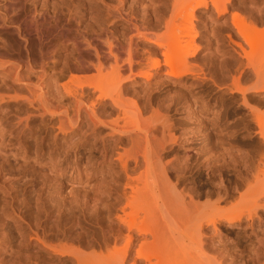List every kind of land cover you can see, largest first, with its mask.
Listing matches in <instances>:
<instances>
[{
  "label": "bare ground",
  "instance_id": "obj_1",
  "mask_svg": "<svg viewBox=\"0 0 264 264\" xmlns=\"http://www.w3.org/2000/svg\"><path fill=\"white\" fill-rule=\"evenodd\" d=\"M107 1L113 3L93 0L94 4L85 5L87 10L78 14L69 9L62 24L58 10L49 12L45 6L27 12L11 0L0 11V114L6 110L23 114L25 127L35 118L56 120L54 136L63 141L82 134L85 142L80 150L98 149L102 163L120 183L114 188L113 205L108 207L115 213L108 227L111 237L100 251L99 246L95 250L91 245L84 249L50 245L42 241L34 226V232L29 229L33 234L29 239L19 231L16 248L0 224V264L55 263L51 259V263L46 262L49 253H41V258L40 254H30L37 242L72 259L68 263L57 261L59 264H172L176 258L181 264H239L232 252L222 247L224 224L217 209L227 192L199 194L194 178L187 176L190 152L174 154L183 142L174 134L172 112L178 111L181 103L174 98V87L179 86L184 93L182 103L188 116L203 107L218 112V116L222 100L219 102L216 95L228 99L231 95L235 100L240 94L241 107L255 119L251 129L257 128L254 133L264 145V113L257 115V101L252 98L264 100V0L239 1L242 6L249 5L247 14L242 7H234V0H116L114 8ZM15 11L18 13L13 17ZM199 11L205 30L210 29L207 23L218 26L214 31L219 35L210 30L216 40L215 52L210 53L213 61L222 65L219 44L227 38L233 58L240 64L238 77L231 84L211 78L214 89L220 90L215 99L205 79L192 72L193 67L198 69L192 62L200 50L197 27L193 26ZM39 16L44 22L52 20L53 32L50 36L41 32L35 41L31 22ZM183 22L188 27L182 28ZM243 57L247 63H240ZM246 73L254 77L249 85L241 82ZM120 121L130 124L120 126ZM3 139L0 134V142ZM123 147L129 149L126 154L119 152ZM222 149L225 157L235 155L233 148ZM79 155H74L77 172L83 165ZM260 157L252 185L238 198L239 206L248 213L224 221L228 230L236 228L257 240V232L264 227V154ZM141 169L145 189L134 186L133 174ZM135 205L142 207L147 221L129 218L127 210ZM259 244L251 262L241 264H264V242Z\"/></svg>",
  "mask_w": 264,
  "mask_h": 264
},
{
  "label": "rangeland",
  "instance_id": "obj_2",
  "mask_svg": "<svg viewBox=\"0 0 264 264\" xmlns=\"http://www.w3.org/2000/svg\"><path fill=\"white\" fill-rule=\"evenodd\" d=\"M6 1L11 0H0V11L4 10ZM12 1H15L18 6L24 7L27 12L34 9L40 10L42 6H45V9L49 12L58 10L61 24L64 22V15L67 14L69 9L78 14L84 9L87 10L85 5L94 4L93 0ZM112 1L113 3L107 2L111 5V8H114L117 1L110 0V2ZM243 1L245 0H234V7H242L243 13L247 14L250 12L248 11L250 10L249 5H240ZM129 5L130 3L127 1L126 8ZM92 7L94 10L97 8L95 5ZM17 13L15 11L11 15L14 17ZM20 17L24 19V16L20 15ZM28 20L30 21L31 19L29 18ZM203 21L202 12H197L193 26L197 27L199 36L196 38V41L200 46V50L196 57L197 60L195 59L196 62L193 61L192 63H195L198 69L192 68L193 64L191 68L192 72L200 74L198 76L202 77V80L205 79L204 81L208 84L207 87L211 91L214 90L212 92L214 94L213 99L218 97L219 102L222 100L219 104V107L221 105L219 108L220 114L217 116L218 112H213L210 108L205 109L202 105L201 107L203 108L196 109L195 114L188 116L184 111L182 103L184 93L180 91L181 88L179 86H175L174 98L181 101V103L177 109L178 111L174 110L172 112L175 124L174 134L175 137H179L183 142L182 146H180L181 148L178 152H174V154H181V150L190 152L188 159L190 168L187 176L194 178L193 184L199 194L211 196L213 193L218 192V190L223 194L227 192L225 199L220 204V208L217 209L220 215L218 212L217 214L221 217L219 218L223 220L224 224L222 230L225 236L222 247L228 250L229 253L232 252L239 264L250 263L255 251L260 249L259 242H264V227L257 232L259 233L257 240L255 237H248L247 234L244 235L243 232H240L236 228L228 230L225 227L224 221L237 216H245L248 213L239 206L238 198L241 193L246 192L247 188L254 181L252 174L256 173L255 164L259 157L264 154V145L259 135L254 133V130H257V128L251 129L255 126V119L251 116L249 118L250 114L247 113L246 109L241 107V95H235V100H232L231 95L229 96L230 99L226 95V98H223L224 96L219 95L220 90H216L212 86L211 78H215L218 81L226 79L231 84L233 78L238 77L237 72L240 64L239 60L233 58L235 57L234 51L232 52L233 49L230 48L231 45L227 43L228 40L224 34L223 38L226 41L222 42V40V43L220 42L221 45L219 44V48L222 49H219L220 56H222V65L218 66L219 64L214 62L215 59L212 58V54L216 49V40L213 34L215 31L218 32V30L214 31L215 27L218 26L213 25L211 27V24L207 23L208 29L210 28L208 32L204 28ZM263 25L261 24V27L264 28ZM180 26L184 28L188 27V24L183 22ZM121 29L122 27L120 26L119 30ZM30 30H32L34 40L36 41L37 35L41 32L49 36L52 34L53 22L52 20L44 22L39 16L31 22ZM210 30H213V34ZM217 34L215 32V35ZM246 47L249 51V47ZM210 53L212 54L210 55ZM242 59L240 63L241 61L247 63V58L243 57ZM247 73L249 74L250 72ZM247 73L241 78V82L244 85L248 84L251 77L254 76L252 72L250 74L253 76ZM251 81L250 83H252ZM217 93L219 94L216 95ZM257 97L260 98L259 96H253L252 98H256L258 102H255L257 115H261L264 113V100H261L263 97L261 99H257ZM223 102L225 107L223 106ZM24 120L23 114L20 116L14 113L11 114L10 110H6L0 114V134L4 138L0 142V219L2 220L0 224L3 226V229L5 228V233L10 235L12 245L14 244L13 247L17 248L16 244L20 242L19 235L21 232L19 231H22V234L25 232L26 238L29 239V234L33 236L32 232H34L35 227L36 230L38 229L39 234L35 231L42 241L50 245L66 244L68 246L69 244V246L75 245L83 249L91 245L95 250L99 246L97 252L98 250L100 251V247H103V245L105 247L109 241L108 239L111 237L108 227L111 225L110 220L114 218L115 213L111 214L108 207L113 205L112 202L115 197L114 188L120 185L118 183L119 177H116L117 175L114 174L108 165L102 163V153L98 149L91 152L80 150L81 144L85 142L82 134L68 141H63L61 138L55 139L54 135L58 130L56 120L42 122L39 118H35L30 120L29 127H25ZM112 120L114 119L112 118ZM118 124L123 126L125 123L120 121ZM249 128L251 129L250 132ZM247 130L248 132H246ZM247 133L250 135H247ZM230 140L235 141L234 146L232 145L233 142L229 144ZM225 147L231 148L230 150L233 148L232 151L235 152V155L225 157L223 154L224 149H222ZM121 149H119L121 154L128 152L126 150L128 147L126 149L123 147V151ZM210 149L214 152L213 154L210 153L211 151L209 152ZM228 150L227 152H230ZM76 152L81 154L79 158H82L83 161V165H81V169L78 172L73 167ZM88 159L90 161H87ZM180 163L183 164V161H180ZM252 171L253 173H251ZM144 173V170L141 169L133 174L135 178L134 186L136 188L145 189L146 178ZM247 179L248 181L245 182ZM235 189H238V192H235ZM127 213L129 215L131 213L129 218L135 219L136 222L147 221L144 210L138 205L127 210ZM34 220L35 223L38 221L37 223L41 226L38 225V227L37 223H34ZM30 224L32 225L31 227ZM22 228L24 229L22 230ZM34 240V243L37 242ZM37 243L34 244V249H31L32 251L29 250V252L30 254L33 253V255L37 253L35 255L37 257L40 254V258L43 253H49L48 257H46V262L49 259L52 260V263L53 261L55 262L53 264H56L57 261L68 263L72 260L66 256L61 257L54 252L52 253L46 247H42L41 243ZM123 245L124 242L120 243L118 247H122ZM23 253L25 252H20V254ZM55 256L57 257L56 259L54 258ZM173 257H175V254L172 255ZM176 260L177 258L173 259L172 264H181V261L177 260L178 263H176ZM49 263H51L50 260Z\"/></svg>",
  "mask_w": 264,
  "mask_h": 264
}]
</instances>
